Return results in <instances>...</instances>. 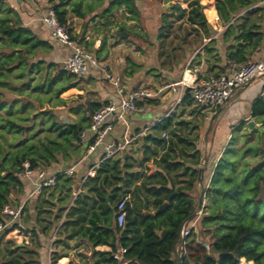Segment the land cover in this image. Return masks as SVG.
I'll return each mask as SVG.
<instances>
[{
    "label": "trees",
    "instance_id": "obj_1",
    "mask_svg": "<svg viewBox=\"0 0 264 264\" xmlns=\"http://www.w3.org/2000/svg\"><path fill=\"white\" fill-rule=\"evenodd\" d=\"M103 1L48 0V3L58 22L65 25L68 16L83 19L92 11V7H99ZM182 1L187 4L188 11L175 5H171L169 11L174 15L177 14V20L185 18L186 22L192 25H201L202 6L199 1ZM262 1L264 0H214V7L223 24H227L240 11L256 6ZM106 7L102 11V16L110 12L112 7L116 10L125 8L133 14L132 19L137 16L134 0H114ZM257 7L237 19L241 22L237 28L240 31L237 40L241 43L230 58L239 65L247 63L243 58L245 44L250 43L252 49H255L264 39V9L261 6ZM166 18V13L161 15L162 27L159 29V39L162 38V28L165 26ZM124 30L121 27L117 33L122 34ZM21 49L22 53L19 51ZM28 49L36 51L25 57L23 53ZM40 49L48 52L51 47L38 40L32 31L22 25L17 12L8 3L0 0V111L4 106L7 113L11 111V105L2 102L3 98L1 99L4 89L8 88L12 90L11 92L18 94L22 93L24 88L30 87L33 92L43 90L46 93L53 92L54 95H58L70 83V78L74 77L69 74L66 76L64 71L57 69L53 71V74L49 71L47 76H40L35 85L27 84L22 88V84L18 89L10 86L7 72L13 68L20 67L16 75L20 76L19 78L27 76L28 79L32 77L33 68L37 72L41 70L39 63L43 61L35 62L31 59L34 54L37 58L40 57L38 51ZM52 66L47 65V67ZM83 78L77 77L72 81L76 83ZM189 99L188 95L184 96V100L190 103ZM99 106L95 103L81 105L80 109H85L88 114L77 123H58L50 113L33 116V121L40 119L38 125L42 126L41 130H45L48 136L45 141L40 142V146L29 143L18 149V155L10 168L6 167L4 161L0 163V223L6 220L1 214L3 207L11 206L10 197L23 190L20 180L23 172L21 165L28 162L31 169H45L58 164L60 158L66 159L67 152L71 148L81 147V150L85 151V146L79 143L78 137L88 128L90 117ZM25 108L26 105L21 104L16 111L22 112ZM251 114L258 123L264 125V92L254 102ZM170 119L160 121L153 127L155 131H168L171 136L168 141L161 138L159 133L146 138H150L154 146L165 150L158 160L154 161L160 171L145 177L137 185L138 174L126 173L131 167L127 157L122 155L118 159H106L98 166L94 177H88L84 182L83 192L75 197L73 205L66 212L60 225V233L66 234L68 238L81 237L93 247L108 246L109 252L97 253L98 260L95 264H240L241 260L246 263L264 264V215L260 214L264 211V198H261L264 188V160L259 159L254 166H250V163L246 161V154L254 155L256 151L264 153L262 145L264 134L257 133L256 142L247 148H245L247 141L244 139L243 146L237 148L239 151L235 150L240 154L237 158H224L227 149L222 154L213 169L209 183L210 190H207L213 196L212 204L206 215L200 217L201 233L205 237L208 236L210 241L209 254L200 255L196 252L195 255H189L187 253L178 261L176 247L180 244L181 224L191 215L196 206L192 191L197 183L198 166L202 155L196 150L192 140L176 135L178 130L175 127L172 128ZM25 120L27 118L21 119V121ZM41 120L45 121L42 123ZM19 126L21 125L12 119L1 118L0 127H16V130L22 131L23 129ZM246 135L252 136L253 131ZM172 136L173 138L177 136L178 142H175ZM197 140L198 138H195L193 141ZM175 148H178V154ZM152 152L155 153V149ZM187 152H192L190 160L187 159ZM171 153H174L173 157ZM189 164L192 168L187 167ZM124 170L126 172H123ZM55 178V185L51 189L44 188L40 194L42 196L47 194L48 198L55 197L57 202L65 200L64 204H66L73 183L62 173H57ZM180 179L182 180L179 181ZM175 181H179L182 185L175 187ZM118 184L122 187H118ZM125 196H129V201L125 204V223L123 228H118L114 223L116 205ZM42 202L49 204L47 200ZM164 203H167V206L157 212ZM64 210V207L57 210L55 218H61ZM147 212H153L154 215L150 216ZM47 228V226L41 227L39 231L43 233ZM15 229L14 225L3 230L1 238H5ZM48 229L51 230V228ZM162 231H165L163 237ZM8 241L5 246L11 258H8L5 264H39L37 259H32V256L38 258L35 250H25L16 246L15 243L9 246ZM119 247L126 250L122 262H117L112 257ZM214 256L216 258H213ZM54 261L56 258L52 253L51 263L53 264Z\"/></svg>",
    "mask_w": 264,
    "mask_h": 264
},
{
    "label": "crops",
    "instance_id": "obj_2",
    "mask_svg": "<svg viewBox=\"0 0 264 264\" xmlns=\"http://www.w3.org/2000/svg\"><path fill=\"white\" fill-rule=\"evenodd\" d=\"M112 1L114 0H105L101 7L102 10L106 9L108 3ZM164 1L165 0H134L135 8L137 11V16H135L134 19L131 18V15L133 14L130 11H126L125 8H119L118 11L122 12V14L124 15L123 17L127 18L124 19V26L126 28L137 26V21H139V17L141 16V12L143 9L151 8L155 14L158 11H161V15L170 13L169 10L171 8V5L179 6L182 10L185 11L189 10L186 3H184L182 0H170L167 3H164ZM198 1L202 6L201 12L206 18V23H202L201 25H192L185 20L186 24L192 27L194 32L190 35H186V42L184 39H182V41L184 40V46L179 51L182 55L186 52V58L183 64L176 63L171 64L168 67L161 65L157 57L158 51L157 49H155L153 51L155 57L154 63L152 65L146 66L142 62L133 60L132 62L135 65L142 67L141 70L131 74V69L128 68L125 71V74L121 73V75H116L120 77L121 86L125 91L135 90L136 85L140 83L138 88L145 89L154 93V97L149 100L143 112L130 115L127 118V125H116L113 132L109 136V140H114L116 142L119 140H123L122 135L124 132H127V136L131 137V143L127 146L122 155H124V157H127V161L129 163H132V166L127 169V172L125 170L123 172L129 174H138V180L136 178V181H138L136 182L137 185H139L142 179H144L145 177L154 175L158 171H160L154 161H157L160 155L165 150H162L160 147L154 146L149 140L150 138H146L153 137L158 133L160 135L162 133V131H155L153 127L155 124L163 121L161 120V117L165 114L169 113L168 117L165 120L171 118L170 122L172 128L175 127L176 130H178L176 135L181 136V138L186 137V139L192 140L193 144L196 147V150L201 153L202 159L198 167L201 166L203 168L202 180L204 185L210 183L213 169L229 145L233 144V146H237L245 138H250L252 136L256 137L257 133L264 134V125L258 123L256 121V118H253L251 114L254 102L258 98H260L264 92V74L252 80L251 83H249L243 89L235 92V94L221 108L222 110L219 115L214 118L212 126L210 128H208L207 126V129L203 130L202 132L200 131V133L199 126L202 127V120H206L207 122L211 120L205 117L206 114L202 111V109L195 106L190 99V103L187 100H184L185 95L182 97L181 102L176 107H174L175 95L168 92L166 87L170 81H175L180 77V75L184 71L186 62L189 59H192V66L190 67V70H196L195 77L197 78H201L203 76L211 74H225L229 71L230 68L239 66V64H237L230 58V55L232 56L234 54L238 45L241 43L237 40V37L240 33L237 28H239L241 22L237 19L244 15L246 12L251 11L254 8H258L257 6L264 7V1H262L256 6L248 8L247 10L240 11L229 23L223 24L215 10L214 0ZM3 2L8 3L9 6L15 12H17L20 17L21 23L25 28L32 31V33L38 40L47 43L49 47H51V50H48V52H46V54H48L47 58L49 59V61L55 64H58L60 62L64 63L68 56L67 49L60 47L50 37L48 29L41 22L42 15L45 12L46 8L51 7L48 3V0H3ZM92 16L93 15L88 14L86 20L88 21V19ZM216 16L219 17V21L214 20ZM76 19L77 18L72 15L68 16V23L70 25L69 28L71 30V34L75 37V40L78 41L82 39V33H80L81 29L80 27L78 29L74 28V23L71 25V22L73 20L75 21ZM142 19H145L146 21V23L142 24V28L145 29L149 26L152 29V26L154 25L152 21L150 19L148 20V18L146 17H142ZM160 27H162V25L157 27V31L158 29H160ZM145 33L149 35L148 38L152 42L155 41V33L151 31H145ZM88 37L89 33L85 35V39L87 40ZM121 37L125 38L126 35L122 33ZM137 38L138 37L134 36L132 33H129L127 34V38L124 39V41L133 40L134 42H137ZM157 39H159L158 34ZM95 43L96 44L94 51L98 52L101 41H98L96 39ZM129 44L131 43L129 42ZM245 48L246 50L244 52L243 58L247 61V63L264 60V39L255 49H252L250 43L245 44ZM134 54H136V52L133 53V55ZM128 58L132 60L131 57ZM37 60H44V58L38 57ZM161 67H165V69H162ZM150 70H158L156 75L161 74V76L165 79V82L162 86L152 84L150 87H147L143 85L149 84V80L147 79L150 78V75H148L147 73ZM41 71L42 69L40 70V72ZM140 72H143V78L138 80ZM41 75H44L43 72L41 73ZM102 75L103 74L100 70L92 69V71L89 72L86 77L80 80V83L84 82L85 80L90 84H94L90 89H85L86 93L97 92V95L99 96L98 100L94 101L86 99L85 102L81 105L95 103L101 106L102 104H105L109 101L106 100L104 94L99 93V91L96 89L98 80L100 77H102ZM82 112H85V109H83ZM175 114H179V117L176 118ZM81 118L74 123L80 121ZM248 121H252L261 131L259 132L258 130H248ZM251 131H253L252 136L246 135V133H249ZM165 132L168 133L167 139H165L168 141L171 136L168 131ZM177 136H174V138L172 136V139L175 142H178ZM195 138H198V140L193 141ZM78 145L81 146L80 144ZM178 145L179 144L177 143V146ZM78 149L79 151H81V153L73 157L75 161L73 162L74 164L65 166L61 165L60 158L58 164L44 169L46 170L48 177L55 178L57 173H62L65 178L71 179L73 187L75 184H78V189L74 191V197H71L70 200H67L66 204H64L65 200L57 202L55 200V197L48 198L47 194L42 196L41 194L36 193L33 177H21L20 180L23 185V190L19 193L13 194L10 197L12 202L11 207H14L16 209L21 208L22 211V214L19 218H17L16 220L12 219L14 224L19 223L22 225V227L19 228L16 226V229L10 233L11 240L14 241L16 246L28 250H32V247L34 246L35 251L37 252L38 256H40L37 260L40 264H52V253L59 254V258L54 261L53 264H95V262L98 260L97 253L110 251V248L108 246L93 247L81 237L74 236L72 238H68L66 234L62 233H60L59 236L60 225L64 220L66 212L70 208V206L73 205V200L75 199V197L83 192V184L88 178L86 177L87 171L90 168L91 164L97 161L101 152V150H98L97 153L86 155L85 151L81 150V147H78ZM153 149H155V153L152 152ZM175 150L178 154V148H175ZM191 154L192 152L186 153V155H188V160L191 159ZM173 156L174 153H171V157ZM118 158L119 157H117V159ZM187 167L192 168L191 164L187 165ZM69 172L71 173L69 174ZM181 180L182 179H180L179 181ZM179 181H175V187L182 185ZM120 186L121 184H118V187ZM44 200H47L49 204L47 205L43 203L42 201ZM57 204L58 207L56 210H60L63 207L65 208V210L62 214L60 224L58 225L56 230L52 232L50 229H48L50 222H52L49 219L48 215L49 213H51L53 217L55 216V206H57ZM147 213L154 215L153 212ZM45 225L48 228L45 229V232H40L39 228L46 227ZM24 230H26V232L28 231L26 236H24ZM60 240H62V243H55ZM33 243H35L36 245H33ZM178 246L176 247L177 253ZM186 251L184 255L186 254Z\"/></svg>",
    "mask_w": 264,
    "mask_h": 264
},
{
    "label": "rangeland",
    "instance_id": "obj_3",
    "mask_svg": "<svg viewBox=\"0 0 264 264\" xmlns=\"http://www.w3.org/2000/svg\"><path fill=\"white\" fill-rule=\"evenodd\" d=\"M170 0H165L164 3L169 2ZM105 2V0L102 2V4L99 7H92V11L89 13L90 15H93L86 20L87 15L83 18H77L75 21L73 20L71 22V25L74 23V28L81 29L80 33H82V39L76 41L80 47L85 49L87 52H89L100 64L104 65L102 66L103 69L107 70L112 75H121V73L125 74V71L130 68L131 74L134 72H138L142 69V67H139L135 65L132 61L137 60L138 62H142L146 66H150L154 63V57L155 54L153 51L157 49L158 53V61L161 65L168 67L171 64L180 63L183 64L186 58L185 53L182 55L179 51L184 46L183 41L186 42V35H190L194 32L193 28L186 24L185 18H182L180 20H177V14L174 15L173 12H170L167 14V18L164 21L165 26L162 28V38L157 39V34L159 33V29L157 31V27L162 25L161 22V11H158L156 14L152 11V9H143L141 16L138 18L139 21H137V26L126 28L124 19H127L123 17L124 15L122 12L115 9V7H112L110 12H108L105 16H102V5ZM163 2V1H162ZM187 5V4H186ZM264 8V7H263ZM41 11V10H39ZM148 18L152 21L154 24L152 26V29L148 26L145 29L142 28V24L146 23L145 19ZM264 19V15H263ZM82 20V21H79ZM145 21V22H144ZM155 21V22H154ZM150 22V21H149ZM46 27V26H45ZM70 27V25H69ZM123 27L126 35L125 38L120 37L121 34H118V30ZM48 29V27H46ZM70 29V28H69ZM49 31V29H48ZM71 32V30H69ZM145 31H151L156 34L155 41H151ZM89 33V39H85V35ZM132 33L134 36L138 37L137 42H134L133 40L130 41H124V39L127 38V34ZM75 39V37L73 36ZM103 41L102 44H100V48H98V52L94 51L95 49V40ZM182 39H184L182 41ZM127 42V43H126ZM129 42L131 44H129ZM156 42V43H155ZM155 43V44H154ZM61 47V46H60ZM64 48V47H63ZM21 53L23 50H19ZM36 50L28 49L27 52L23 53L25 57L29 56L30 54L34 53ZM39 55L40 57H43L44 60L43 63H39V67L42 69V71L37 72L35 69H32V77L28 79V77H22L16 75V73L20 70V67L13 68L9 72H7V78L8 83L13 88L18 89L22 84V88L26 87L27 84L30 86L35 85L39 81V77L43 76L41 73L43 72L44 75L47 76L49 71L52 72L58 70H63V64L62 62L55 64L53 62H50L48 57V54L44 51V49H40ZM133 55V53H135ZM69 55V52H68ZM128 57H131L132 60H130ZM31 59H34L35 62H39L37 60V56L34 54L31 56ZM175 62V63H174ZM47 65H53L52 67H47ZM107 65V66H105ZM27 66H29V63H27ZM124 67V68H123ZM165 67H161L162 69H165ZM27 69V68H26ZM95 70H98L96 68H93ZM92 71V68L89 69V72ZM158 70H150L147 74L150 75L149 84H143L144 86L150 87L152 84H157L159 86H162L165 82V79L161 76V74H157ZM28 73V72H26ZM67 76L68 73H65ZM143 78V72H140V75L138 77V80ZM75 78H70V83L66 85L63 92L54 95L53 92L46 93L43 90H37V91H31L30 87H26L22 90V93H16L11 92L10 89H4L2 91L3 95L1 97L2 102L7 103L8 105H11V111L10 113L6 112V106H4L0 111V121L2 119H12L16 123H19L23 130L18 131L16 130V127L9 128V127H0V163L4 161L7 168L11 167V164L15 157L18 155V149H21L22 146L28 145L29 143H35L36 145L40 146L41 141L46 140V134L45 130H41L42 126H39L38 123L40 119L33 121V116H36L38 114H44L50 113L53 116V119L58 123H74L75 121L79 120L83 116H87L88 113L82 112V109H80L81 104L85 102L86 99L90 100H98L99 96L97 95V92H85V89H90L92 85L88 81L81 82L76 81L73 82ZM76 80V79H75ZM162 80V81H161ZM72 81V82H71ZM130 81V80H127ZM90 84V85H89ZM140 85H136V89ZM94 89V87H93ZM96 89L99 91V93L104 94L106 100H110L111 98L115 99L117 98L116 89L104 79V76L99 78L98 84L96 85ZM93 91V90H91ZM29 95V96H27ZM4 96V97H3ZM16 99V100H15ZM25 104L26 108L24 111H16V109L19 107V105ZM86 111V110H85ZM179 113V112H178ZM175 117H179V114H175ZM25 121H21V119H26ZM42 123L45 120H41ZM205 121L202 120V123ZM208 121L207 123H209ZM201 123V124H202ZM42 125V124H41ZM208 124H206V127L202 131L207 129ZM26 131V133L23 134V132ZM201 131V127L199 126V133ZM201 131V132H202ZM166 133V132H165ZM168 134V133H166ZM161 135V134H160ZM168 136V135H167ZM87 139L93 138V134L90 132H86ZM246 145L245 148L249 145H254L256 142V137L252 136L250 138H245ZM263 148H264V139H263ZM101 146V145H100ZM243 146V141H241L240 144L237 146L229 145L227 147V151L224 155V158H237L240 154L236 153L235 150L239 151L237 148H241ZM70 149V151L67 152V158L61 159L60 164L61 165H69L74 164L73 162L74 156H77L80 154L79 149ZM234 149V150H232ZM70 155V157H69ZM262 156V157H261ZM118 157V156H117ZM259 159L264 160V153L256 151L254 155L246 154V161L250 163V166H254ZM132 166V163H130ZM217 185V182H215ZM204 185V184H203ZM205 191L203 192V201H202V209L199 215L196 217V225L195 229H192L188 237L186 238L187 243V251L189 255H195L196 252L200 255L206 253L209 254V243L208 236H204L201 233L200 230V217L206 215L209 207L212 204L213 196L211 193H208L210 190L209 183L204 185ZM208 190V191H207ZM71 195V196H70ZM198 195H199V188L198 184L195 185V188L193 189V201L195 205H197L198 202ZM63 196V195H62ZM60 196V197H62ZM209 196V197H208ZM71 197H74V190L71 188V193L68 194L67 199L70 200ZM261 198H264V188L261 193ZM56 203V202H55ZM57 206H55V213H57ZM196 207V206H195ZM54 213V212H53ZM261 215H264L263 213H260ZM50 220L52 221L49 224V228H51V231H55L58 225L61 222V218H55L52 215H48ZM257 216V215H256ZM259 217V215L257 216ZM48 225V224H47ZM54 226V227H53ZM55 228V229H54ZM24 236H26L27 232L26 230L23 231ZM10 233L5 236V238H0V264H5L7 259L11 258L9 256L10 252L7 251L5 243L8 241L9 246L11 244H14V241L11 240ZM59 236H60V229H59ZM1 237V236H0ZM8 239V240H7ZM56 244L62 243V240L55 242ZM33 245H36L33 243ZM62 245V244H61ZM196 250H194V249ZM28 250V249H25ZM35 250V247H32V251ZM35 252V251H34ZM54 258L56 260L59 258L58 253H53ZM40 256H38L39 258ZM38 258L33 257V260H38ZM213 258H216L214 256ZM97 259V257H96ZM39 262V261H38ZM122 262V261H121ZM40 264V263H39ZM240 264H252L246 263L243 260L240 261Z\"/></svg>",
    "mask_w": 264,
    "mask_h": 264
},
{
    "label": "built area",
    "instance_id": "obj_4",
    "mask_svg": "<svg viewBox=\"0 0 264 264\" xmlns=\"http://www.w3.org/2000/svg\"><path fill=\"white\" fill-rule=\"evenodd\" d=\"M214 20L219 21V17L216 16ZM41 22L44 26L48 27L50 37L59 46L66 48L69 52L63 64V70L66 73L75 78H82L88 75L90 68H96L102 72L104 79L116 89L118 97L102 104L94 111L90 117L88 129L78 137L79 143L85 146L86 155H91L101 150L99 158L91 164L87 171L86 177H94L96 169L103 161L109 158H117V156L120 157L131 143V137L127 136V132L123 133V140L121 141L109 140V136L115 126L119 124L126 126L127 118L130 115L143 112L149 100L154 97V93L145 89L125 91L121 86L120 77L114 76L103 69L102 66L104 65L98 63L89 52L73 40L72 34L69 32L68 21L65 25H61L51 7L46 8ZM191 66L192 59H189L180 77L175 81H170L166 88L168 92L175 95L174 107L181 102L184 95H188L192 103L200 107L206 114L205 117L207 119H211L212 115L222 108L235 92L243 89L252 80L264 74V60L232 67L225 74H211L201 78L195 77L196 70L191 71ZM168 115L169 113L163 115L161 120H165ZM86 132L92 133L93 138L88 140ZM161 138L167 139V134L162 132ZM21 166L23 172L20 177H33L36 193L40 194L44 188H51L55 185L56 178L48 177L46 170L31 169L28 162H24ZM127 201H129V196H125L116 205L114 223L118 228H123L124 226L126 215L125 204ZM1 214L5 216L6 220L0 223V234H2L3 230L9 229L14 225L19 228L22 227L21 224H14L12 221V219L16 220L21 216V208L16 209L6 205L3 207ZM195 225L196 220L190 221L182 231V239H180L177 253L179 260L184 256L187 246L186 238L191 230L195 229ZM125 252L124 248H119L118 251L112 254V257L115 261L121 262Z\"/></svg>",
    "mask_w": 264,
    "mask_h": 264
},
{
    "label": "water",
    "instance_id": "obj_5",
    "mask_svg": "<svg viewBox=\"0 0 264 264\" xmlns=\"http://www.w3.org/2000/svg\"><path fill=\"white\" fill-rule=\"evenodd\" d=\"M200 14H201L202 23L205 24L206 18L204 17V14L202 12H200ZM221 110L222 109L220 108L215 114L212 115L209 123H207V121L204 120L205 122L202 123L203 129L206 127V124H208V128H210L212 126V122H213L214 118L219 115ZM202 127H201V131H202ZM247 128H248V130H258L259 132L261 131L252 121L247 122ZM202 178H203V168L200 166V167H198V175H197V183H196V184H198V188H199L198 202H197V205H196L194 211L191 213V215L185 221H183V223L181 224L180 239H182V231H183L185 225L188 222H190L191 220L195 219L199 215V213L201 212L202 201H203V192H204ZM77 189H78V184H75L73 187V190L76 191ZM166 206H167V203H164L162 206L159 207L157 212H159L160 210H162ZM149 215L153 216V214H149ZM164 235H165V231H162L161 236L163 237ZM178 261H179V259H178Z\"/></svg>",
    "mask_w": 264,
    "mask_h": 264
}]
</instances>
